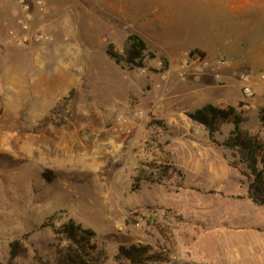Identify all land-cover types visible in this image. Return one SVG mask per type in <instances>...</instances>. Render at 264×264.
Here are the masks:
<instances>
[{"label":"rangeland","instance_id":"374dc122","mask_svg":"<svg viewBox=\"0 0 264 264\" xmlns=\"http://www.w3.org/2000/svg\"><path fill=\"white\" fill-rule=\"evenodd\" d=\"M131 34L144 68L107 52ZM206 103L264 143V0H0V264H64L70 218L96 232L86 264L140 244L141 264H264L234 124L189 116Z\"/></svg>","mask_w":264,"mask_h":264},{"label":"trees","instance_id":"16d2710c","mask_svg":"<svg viewBox=\"0 0 264 264\" xmlns=\"http://www.w3.org/2000/svg\"><path fill=\"white\" fill-rule=\"evenodd\" d=\"M111 45L108 54L116 62H124L131 68L146 67L148 57L157 58L155 53L149 51L147 42L137 34L128 36L124 51L122 54L114 52ZM201 53L199 50L190 52L191 55ZM166 67L168 63L166 59ZM189 116L195 122L203 125L214 140L215 134L219 131L221 121H228L234 124V129L230 137L222 143L223 146L234 149L238 153V161L230 163L231 166L238 168L242 175L245 176L248 183V196L253 202L264 206V197L258 195L264 186V143L258 135L253 134L241 128L245 120L241 113H238L234 106L220 107L212 103H206L203 106L189 113ZM262 127H264V109L260 116ZM49 170L45 171V176ZM49 178V177H48ZM55 227V226H54ZM55 232L61 241L69 242L66 247L67 252L63 254L61 260L64 264H86L85 255L97 248L95 239L96 232L90 228H85L81 223L76 222L73 218L68 219L55 227ZM11 259L18 256L20 247L18 243L12 244ZM60 255L63 249L59 251ZM117 258L128 261L130 264H141L143 262H155L159 259L152 252L150 245H131L120 246Z\"/></svg>","mask_w":264,"mask_h":264},{"label":"built area","instance_id":"2783aa9c","mask_svg":"<svg viewBox=\"0 0 264 264\" xmlns=\"http://www.w3.org/2000/svg\"><path fill=\"white\" fill-rule=\"evenodd\" d=\"M242 82H243V92H244V94L247 95V96H252L253 95V91H252L251 83L249 81V77L248 76H243L242 77Z\"/></svg>","mask_w":264,"mask_h":264}]
</instances>
